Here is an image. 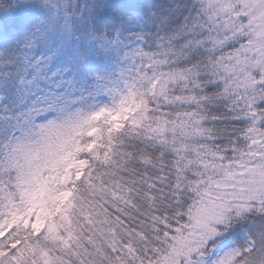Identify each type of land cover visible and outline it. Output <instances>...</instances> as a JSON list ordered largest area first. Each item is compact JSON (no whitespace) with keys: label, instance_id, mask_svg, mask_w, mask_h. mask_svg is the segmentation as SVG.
I'll return each instance as SVG.
<instances>
[{"label":"snow or ice","instance_id":"6c2138e0","mask_svg":"<svg viewBox=\"0 0 264 264\" xmlns=\"http://www.w3.org/2000/svg\"><path fill=\"white\" fill-rule=\"evenodd\" d=\"M0 264H264V0H0Z\"/></svg>","mask_w":264,"mask_h":264}]
</instances>
